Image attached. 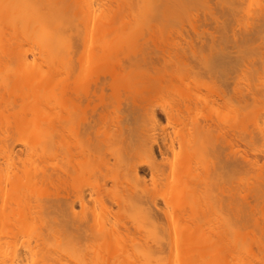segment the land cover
<instances>
[{
	"label": "bare ground",
	"instance_id": "1",
	"mask_svg": "<svg viewBox=\"0 0 264 264\" xmlns=\"http://www.w3.org/2000/svg\"><path fill=\"white\" fill-rule=\"evenodd\" d=\"M56 1L53 0L56 5L59 2V5L56 6L54 4L56 6L55 9L67 3V0H64L65 3L61 0ZM82 1L85 2V6H82L83 9L86 7L91 10L90 8L93 6L96 8L93 5L95 3L91 2L92 0L88 1L89 3L87 0ZM128 1L131 2L130 11L126 6L127 3L129 4ZM128 1H123L125 13L122 10L123 13L120 12V9L123 8L118 5L117 18H122L121 20L123 21L125 19L124 16L127 18L133 14V19L136 16L135 21L137 20V22L134 21L133 23L130 16L127 22L128 25L123 26L124 22L121 20L122 23L116 22V24L118 23L122 29L129 26L128 30L130 29L132 32L129 31V33L133 35L130 34L133 37L131 39L135 40H132L134 41L133 43L128 41L130 38L124 36V39L122 38L123 41L120 40L121 43L117 42L118 45L116 46H112L110 42L108 43L112 47L109 44L105 45L104 42H99L101 45L99 44L96 47L97 43L92 45L90 43L89 45L87 42H79V38H76L79 40L78 44H76L78 46L75 45L74 47L76 48L73 49V42L77 40L72 36V41L70 37L72 32H74L72 30L73 27L76 29V26L72 24L74 26H72L70 31L68 30L71 34L68 32V34H65L64 32L62 33L63 35L60 34L63 32V28H60V30L55 24L56 31H61H58V35L56 34L58 32L53 28L55 18L51 16L55 17L56 14L61 13L59 16L64 18L66 16L65 14H63L65 16H62L64 9L57 13L59 11L57 9L43 10L42 6L40 7L41 10H38L39 12L36 11L33 14L31 13V15L34 16L36 14L37 16L42 12L43 14H39V18H42V20L48 21L49 19L47 18L54 19L53 23L50 21L48 22L49 24L47 23L48 26L44 23L46 31L51 28L49 29L50 32L48 31L49 33H47L48 35L43 34L45 37L50 36L49 39L46 38L47 41L45 39L40 41H45L43 47H48L50 44H58L59 41L61 43L64 40L62 43L66 44L61 45L60 48L64 47L65 49H63L64 51L60 50V52H63L58 55L60 57L58 58L59 60L54 57L57 52H55L56 55L51 53V50H55L54 45L52 46L53 49H51L50 45V49L46 48V52L49 51L45 53L47 55L43 54V57L41 53L43 60L41 58L39 61L42 62L38 61L33 64L26 61L28 57L25 59L27 53L24 55L23 49L25 48L23 46V49H19L22 50V52H19L21 53L20 55L23 54L25 56L23 61H20L23 57L20 55L21 59L18 57L20 60L10 58L8 61L6 57H10L11 52L13 54L14 52H7L9 50L6 47L8 44L1 43L6 45H1L4 48L3 50H7L3 52L4 57L2 56L3 58L0 59L1 76L13 73L18 77L19 82L24 83L35 80L38 73L40 80L35 81L34 83L36 84L34 85L31 84L30 86H33L31 88L30 86L28 88L25 87L28 90L20 93L21 101H28V104L34 103V105L28 106L29 110L12 112V109V113L9 111L6 115L0 105V232L6 228V232L4 231L2 234L3 240L0 239V246L2 245V250L4 246H6L5 249L9 246V250H12L11 252L7 251L9 253V256H7L3 255L8 254L6 250H3L4 253L0 249V264H18L24 261V263H28V260L32 262L35 258L36 260L32 264L37 262V264H68L66 257L69 258V256H66L67 254L65 253L67 249H64L65 251L62 253L65 257L56 253V250L54 251V247H52L54 244L51 242L53 237L55 241H59L55 242L53 240L57 249H60L61 244L59 243L62 242L66 246L68 244L72 246L74 251L76 248L79 257L74 258H76L75 262L78 264H123L126 261L125 259H128L125 264H149L148 262H152V260L149 261L150 259L157 256L160 259L164 258L167 252L171 257L174 255V259L170 257L172 261L166 255L167 262L171 261L173 264L175 262L180 264L178 261L180 260L182 263L184 260L180 258L182 257L181 254H184L181 253L183 250H185L183 251L185 252L184 264H201L200 262L202 261L204 264H208L205 260L207 257V260L211 259L207 262L211 263L213 261L211 263L213 264L214 258L209 257L210 251L208 253V250H205L208 255L204 254L203 256L200 254L198 257L199 253L203 251L202 249L200 252L197 250H200L199 246L201 244L205 245L211 242V234L214 232L213 224L215 221L212 220L211 209L213 208V196L216 189L213 190V188L217 186L218 190L221 191L223 189L220 194L225 196L228 193L226 184L231 182L230 178L237 174L243 175L255 180L254 184L253 181L250 184H253L252 186L258 197L261 196L263 197L262 200H264V139L262 140L264 135L263 132H260L264 131V124L260 125L258 122L260 126L256 123V126L252 127L254 130L251 128L255 133L250 129L244 134L238 129L239 127H237L238 130L234 128L235 131L232 129L233 127L227 130L226 127L224 129V124L222 125L219 122L226 108H229V112L232 111V114L235 112L236 116H240L243 113H255V117H260L264 114V109H253L252 111V108H255L252 103L256 102L257 99L264 100V0ZM82 3L78 2L77 6L80 7ZM41 4L40 2L39 6ZM13 5L11 4V6ZM11 6L9 5L8 8L10 9ZM139 6H147V8L152 6L153 8L149 7L150 10L145 15L141 12L142 9ZM192 7L195 10L197 8L196 11L201 9L202 15L198 12L193 13L194 18L191 16L192 20L190 21L191 18L189 19V26L186 27L185 20H183L184 16L182 18L181 14L187 10L191 12L193 10H191ZM60 8L62 9V7ZM132 8H136V10L134 9L132 12ZM11 9L13 10L12 7ZM70 9L66 10L67 13H63L68 15L70 11L74 10ZM113 9L115 11L117 8ZM138 9L139 12L137 11ZM2 10L4 9L2 8ZM88 10L85 9L83 12L90 15L92 14L91 11L95 9L89 12ZM109 11L108 13L111 14L112 12L114 14L112 10L111 12ZM5 12L4 10L0 13V15L2 14L1 20H3L4 15V18H6L7 13ZM128 12H130V15L127 14ZM97 13L95 14L98 15ZM50 14L52 15L48 16ZM95 14L93 13L92 15ZM105 14L106 12L103 13V16L101 14L102 17L100 19H96L98 22V25H96L97 29L95 28L96 22L94 27L92 26L93 28H91L93 31L94 28L96 29L94 32H98V30H100L99 32L102 30L107 32V26L110 31H117L116 29H118L119 25L117 24L118 27H113L112 25L118 19L114 18L113 23L111 22L112 25L108 24L114 16L116 17V14H111V17H109L110 14L104 16ZM119 14L121 18H119L120 16L118 17ZM142 14L145 20L142 19ZM13 15L11 14V17L8 15L11 21L5 19L9 21L8 24L10 22L13 24L11 19ZM92 15L87 17L88 21L94 18ZM66 17L68 18V16ZM104 17H106L107 26L102 29L103 25L100 24L102 26L99 27V22H103L106 25L105 21L101 20ZM37 20L39 21L38 16ZM129 21L135 24L134 27L131 26L130 28L131 23L129 25ZM24 25L26 26V24ZM36 25L38 26V24ZM42 25L43 23L41 22L40 26ZM138 25H141V27H138ZM6 28H8L7 25ZM77 29L79 28L77 27ZM133 30H135L134 33ZM144 31L154 33L155 38H152L154 42L151 40V45L141 40L145 36ZM1 32L0 35H3ZM51 32L52 35H50ZM38 33H40L39 29ZM38 33H36V36ZM76 33L79 34V32L73 34L76 36ZM135 33H138L137 36ZM108 34L111 33L108 32ZM134 35L136 36L135 38ZM149 35H152V33ZM53 36H56V38ZM51 37L55 38L56 41ZM63 37L64 39H62ZM137 37L141 38H138L140 41H137ZM39 38L43 37L40 36ZM144 38L147 37L145 36ZM160 39H163V42ZM155 40L158 41L156 42ZM29 41L31 42V39ZM40 41L38 43L37 40H33L34 43H37L38 50H40L37 52L38 56H40L39 52L45 48L41 49L42 46L40 45L42 44ZM91 42L93 43V41ZM128 43H130L131 50H129ZM131 43L133 45L135 43L136 45L138 44V50L140 48L141 50H136L137 47L135 45L133 47ZM67 45H70L71 48ZM25 46L27 45L25 44ZM80 46L86 51L85 53L83 51L84 54H80V52L78 54L77 49ZM60 48L57 49L58 52ZM134 48L135 51H133ZM27 50L31 51V49L27 48L26 52ZM15 52L17 53V51ZM29 53L31 54V52ZM49 53L52 54L51 57L48 56ZM130 53H133L134 56ZM88 55L90 57L85 59L84 56L88 57ZM93 58L95 60H92ZM190 58H194L196 60L194 62L199 65L194 63L195 67L189 68L187 64H190V61L186 63L184 59L188 61V59L191 60ZM3 59L7 61H3ZM179 60H182V64L184 60V65L189 70L184 65H181ZM91 61H94V63ZM38 63L39 65H36ZM40 63L45 65L46 68H38ZM13 64L17 69L12 68ZM25 64L27 69H22V65L25 66ZM177 64L181 66V69L182 67L183 69L185 68L184 72L183 70L177 71L179 70ZM87 66L89 67L88 69ZM196 66H199L200 69ZM175 67H178V69ZM19 68L22 70L20 71ZM147 69L152 72H147ZM88 70L92 73L96 71V75L94 73L93 75L88 74ZM240 71L243 76L239 75ZM180 72L181 76H178L177 73L180 75ZM201 74H204L209 81L207 79V81H204V83L206 82L205 85H202L203 81L201 80V86H194L197 78L202 76ZM246 74L248 75L247 77L251 76L252 79L248 78L246 80L248 82L245 81L248 84H245L243 88L249 87V82L251 88H246L247 91L242 89V92L244 90L247 93L243 92V94L240 91L241 87L240 90H236V88L241 86L240 84L237 86L240 76H242L240 81L244 83L247 78ZM129 75L132 76H130L132 78L131 81L134 78V82L128 81L130 80ZM243 77L245 78L244 80ZM126 78L129 79L127 80ZM189 78L192 79L191 82L194 80L192 89L190 84L185 82ZM41 79L43 80L41 81ZM124 80H127V82ZM174 80L179 83L183 81L181 84H184V87L187 85L186 87L189 89L188 92L185 91L186 95L184 94V97L179 96L181 100L177 99V97L173 99L175 97L172 98L171 96L177 92V90L175 92L173 87ZM190 80L187 81L190 82ZM119 82L122 83L120 84ZM128 82L132 83V85H128ZM113 83H116L115 86ZM171 83L173 84L171 85ZM233 84H236L232 88L234 87L233 91L236 92L237 97H243L242 99L244 101L246 99L247 102L240 101L241 98L235 100V97L229 96L224 92L226 87L230 88ZM120 85L128 88H125V91L124 87L121 88ZM1 90L2 86L0 85ZM172 90L174 93H172ZM238 92L240 93L239 96ZM177 94L180 95L181 93L177 92ZM177 94L175 95L178 96ZM164 96H167L166 102L168 103L171 98V100L177 101L175 103L172 101L171 103L174 104L170 103L172 106L167 105L166 102L165 105H162L160 100ZM247 99L252 101L248 103ZM258 102L260 103V101ZM44 103L45 106H43ZM250 106L253 107L251 108ZM204 109L210 112L213 111L211 114L215 115H208V117L204 116L203 113V117L202 115L198 116L200 114H197V111H204ZM205 114L207 115L208 113L205 112ZM213 116L217 117V119L215 120ZM218 117L220 118L218 119ZM30 124L31 126L28 127H31V130H29L31 133H18L20 128L22 130ZM255 128L260 130L259 134H257L258 131ZM5 183L6 185L4 186ZM218 185L221 187L219 188ZM180 187L181 189L182 187L184 188L182 191H185V195L182 198L178 197L179 199L173 198L174 196L170 193ZM36 193H38V196L35 195ZM40 195L41 197L38 198ZM32 196L33 199H38V204L35 206L33 204L36 201L31 200ZM220 200L226 201L227 199L224 197V199ZM32 201L34 203H31ZM225 203H223L224 205L221 203L223 205L221 209L225 212L224 216L228 212L226 211ZM78 208L80 209L78 210ZM16 216L20 219L23 217L28 220V222L26 219L20 220L21 224L19 225H27L25 229L24 227L17 229V227L20 228L17 226L18 224H16V228H13V226L7 227L6 225L3 228V224L12 222L11 224L14 225L13 219L17 218ZM226 217L224 219L227 220ZM232 217L234 218V216ZM9 220L12 221L9 222ZM36 220L38 223L41 222V224L42 221L45 222V225H43V228L45 226V235L42 234L44 231L40 227L41 235L43 236H39L44 237V245L46 243L51 244V246L48 245L52 247L51 251H46L47 248H43L46 246L40 244L43 242L42 240L38 239L40 242L36 240L38 242L35 244L34 239L36 237L33 239L34 245L31 242L32 240L29 241V239L27 242L26 239L21 241L22 238L20 236L24 237L25 233L23 230H28L30 223L33 228L34 224L32 223ZM226 220L225 225L227 224ZM6 221L9 223H6ZM219 223L224 224L223 220L219 221ZM178 227L181 228H179L180 231H178ZM27 230L26 234L28 235ZM219 230L224 231L221 227ZM204 231L206 234L202 236L201 232L203 234L205 233ZM223 233L220 234L219 240H221ZM49 234H51L50 237L52 239H50ZM2 235L0 236L2 237ZM31 235L33 236V234ZM46 235H48L49 241ZM37 238L39 237L37 236ZM213 242L208 244L209 249L214 248ZM57 243L58 245H56ZM112 246L115 248L110 250ZM63 247L65 246L63 245ZM119 248L122 251L117 250ZM167 249L170 251H167ZM177 250L180 251L177 252ZM74 251L72 253H76ZM174 251L179 255L177 257L179 259H175L177 255ZM188 251L192 254L187 253ZM118 252L120 253L118 254ZM188 254L191 257L186 259ZM105 255H107V258H105ZM118 255L121 256L119 257ZM71 256L73 257V255ZM28 257L27 262L25 258ZM224 259L226 260L219 264H231L232 258L231 260L229 259L230 262H227V258L224 257ZM164 260L161 259L159 263L168 264L163 262ZM235 260L239 262L237 258ZM248 262L250 261L248 260ZM242 264L250 263L242 262Z\"/></svg>",
	"mask_w": 264,
	"mask_h": 264
},
{
	"label": "rangeland",
	"instance_id": "2",
	"mask_svg": "<svg viewBox=\"0 0 264 264\" xmlns=\"http://www.w3.org/2000/svg\"><path fill=\"white\" fill-rule=\"evenodd\" d=\"M1 2H0V4H2V5H0V13L2 12V11H6L5 13H7V16L9 15H13L12 16V22H13V24H11V22L8 24V22L9 21H11L10 20V17L8 16H6V18H4L5 17V15H4V17H3V20H1L2 18V14L0 15V23H2V24H0L1 26V29H0V32H1V34L3 33V35H0V46L2 45V46H4L5 44H8L6 47H7V49H9L8 51L7 50H3L4 48H2V46H1V48H0V59H2L3 57H4V54H3V52H11V51H13L14 52V54L16 53L15 51H17V53L14 55L12 52H11V54H10V57H6L7 59H8V61H9V59L10 58H12V59H14L15 58V60H20L21 59V57L20 56H23L22 57V60H20V61H23V59H24V57H25V59H26V61H29V62H32L33 64H35V63H37L39 60H41V58H42V56H43V54L44 55H47V54H45V53H47V52H49V51H47L46 52V48H48V49H50L49 47H50V45H51V49H53V45H54V49L56 50H51V53L53 54H55V52H57V55L56 56H58V55H61V52H63L64 50L63 49H65L64 47L63 48H60L61 47V45H65V44H63L62 42L64 41V40H62V44L60 43V41L58 42V44H54L53 42V45L52 44H50L48 47L47 46H44L43 47V44H44V42L45 41H40V40H43V39H45L46 40V38H48L49 39V37L50 36H47V37H45V36H43V34H46V35H48L47 33H49L50 32V30L49 29H51V28H47L48 29V31H46V27H45V25H44V23H48L49 21L50 22H52L53 23V20L51 19V18H47V19H49L48 21H46L45 19H43L42 20V18H39V14L41 13V14H43L42 12H40L37 16H38V19H39V21L37 20V16H36V14H34V16L33 15H31V13L33 14L34 12H36V11H38V10H41V6H42V9L44 10V9H53V10H59L57 13H59L61 10H63L62 11V16H68V18L65 16L64 18L63 17H60L59 15H61V13L60 14H56V13H54V14H56L55 15V17L52 15V14H50V15H48V16H51V17H53V18H55V22H54V29L56 28V26L60 29H62V31L63 32H61L60 30H58V31H60L61 33L60 34H62V33H64L65 32V34L68 32V30L70 31L71 29H72V26H76V29H74V27H73V31L74 32H72V34L73 33H75V32H79V34L78 33H76V36L73 34H71L70 32H68L69 34H71V37H70V39L72 38V36L74 37V39L75 40H77L78 38H79V40H77L76 42H73V49H75L76 47H74L76 44H78V41L79 42H87V43H89V45H90V43H91V45L92 44H95V43H97V45H96V47L97 46H99V44L101 45V43H103L104 42V44L105 45H107V44H109L108 42H110L111 44H112V46H116V45H118V43H121V41H123L122 40V38L124 39V36H127L126 38H130V39H128V41H132V40H134V39H131V38H133L132 36V32H131V30L129 29L128 30V27L129 26H127L126 28H127V31H126V28L125 27H123V28H125V29H122V27L120 28V23H122V22H124L123 23V26L125 25H128L127 24V22H128V18L131 16L129 13L130 12H128L127 14L128 15H130L129 17H127L126 18V16H124L125 17V19L122 21L121 19V13L118 15V17L119 18H121V19H118L117 18V14H118V12H116L117 10H119V6H121V8H123L124 7V0H105V1H103V0H87V2L88 1H91V2H93V3H95V4H93V3H91V4H93V5H95L96 6V8L93 6L92 7V5H90L93 9H95V10H93L92 8H90L91 10H93V11H91V10H88L86 7H85V9L86 10H88V12L89 11H91L92 12V14L94 13H97L98 15H92V14H90V15H88V14H86V12H83V11H85V9H83L82 8V6L84 5L85 6V2H83L82 0H67L66 2L67 3H65V1L64 0H61V1H63L65 4H64V6H62V5H60V7H62V9L60 8V7H57L56 9H55V7L56 6H58L59 5V2H58V5H56L54 2H53V0H40V2L42 3L40 6H39V4H40V2L38 3V1L39 0H15V2H13L14 0H10V4H9V0H0ZM3 1V2H2ZM17 1H20L21 2V4H20V2H17ZM32 1H34V2H32ZM56 1V0H55ZM58 1V0H57ZM56 1V2H57ZM60 1V0H59ZM84 1H86V0H84ZM113 1V2H112ZM128 0H126V2H127ZM131 1V0H130ZM13 2V3H12ZM26 2V3H25ZM69 2V3H68ZM78 2H83L82 3V5H80V7H78L77 6V4H78ZM104 2H105V4H104ZM125 2V3H126ZM129 2V1H128ZM5 3H7V4H5ZM46 3H48V4H46ZM89 3V2H88ZM87 3V4H88ZM101 3V4H100ZM121 3H122V5H121ZM130 3L131 2H129V4L127 3L126 4V6H127V8H128V10H129V6H130ZM5 4V5H4ZM11 4H14L13 6H11ZM18 4H19V6H18ZM25 4H26V6H25ZM51 4V5H50ZM53 4V5H52ZM54 4L56 5V6H54ZM61 4V3H60ZM68 4H71V5H69L68 6ZM109 4V5H108ZM11 6L12 8H13V10L11 9V7H10V9L8 8V6ZM17 5V6H16ZM23 5V6H22ZM100 5V6H99ZM119 5V6H118ZM5 6H7V7H5ZM39 6V7H38ZM44 6V7H43ZM71 6V7H70ZM89 6V7H90ZM108 7V9H107V7ZM15 7V8H14ZM20 7V8H19ZM24 7V8H23ZM29 7V8H28ZM50 7V8H49ZM51 7H53V8H51ZM64 7V8H63ZM72 8V10L73 11H70L69 12V14L67 15L66 13H67V11L66 10H68V9H70V8ZM137 7V6H136ZM145 7V8H144ZM149 7H152V6H148V8H147V6H139V8H141L142 10H141V12L143 13V14H145L146 12L148 13V11L150 10V8ZM2 8L4 9V10H2ZM26 8V9H25ZM31 8H33V9H31ZM40 8V9H39ZM76 8V9H75ZM101 8V9H100ZM103 8V9H102ZM105 8V9H104ZM113 8H117L115 11H114V9ZM126 8V7H125ZM153 8V7H152ZM190 8V7H189ZM16 9H18V10H16ZM20 9V10H19ZM29 9H30V11H29ZM135 10H136V8H134ZM134 9L132 8V12L134 11ZM193 9V10H192ZM22 10V11H21ZM28 10V11H27ZM32 10V11H31ZM47 10V11H48ZM71 10V9H70ZM105 10V11H104ZM110 10V11H109ZM111 10L113 11V13L114 14H116V17L114 16H112L113 17V19H111V21H110V19H109V21L110 22H108V24L110 23L111 24V22L113 23V20H114V18H116V19H118V21L116 20V21H114L115 22V24H111L113 27L114 26H117V24L119 25V27H118V29H116L117 31H114V30H112V31H110L109 30V28H107L108 26H107V23H106V17H104V19H101L102 21H105L104 23H106V25L105 24H103V22H99V27H101L102 25H103V27H102V29L104 28V27H106V29H108L107 30V32L105 31V30H102L101 32H99L100 30H98V32L96 31V32H94L96 29H97V26L96 25H98V22L96 21V19H100L102 16H103V13L104 12H106V14H110V13H108V11L109 12H111ZM124 12L125 11V9L123 8V9H120V12H122V11ZM131 10V9H130ZM129 10V11H130ZM187 10V9H186ZM191 12L189 11V10H187V11H184V15L183 14H181V16H182V18H183V16H184V18H183V20H185V25H186V27H188L189 26V19L191 18V16H192V18H194V14L195 13H199V14H201L202 15V12H201V9L200 10H198V11H196L197 10V8H196V10L192 7L191 8ZM13 11V12H12ZM26 11H27V13H26ZM138 12H139V9L137 10ZM16 12V13H15ZM21 12V13H20ZM39 12V11H38ZM49 12V11H48ZM63 12H66V13H63ZM79 14H78V13ZM82 12V13H81ZM116 12V13H115ZM122 12V13H123ZM126 12V11H125ZM124 12V13H125ZM137 12V13H138ZM11 13V14H10ZM45 13V12H44ZM192 13V14H191ZM194 13V14H193ZM22 14V15H21ZM40 14V15H41ZM63 14H65V15H63ZM75 14V15H74ZM101 14H102V16H101ZM106 14L104 15V16H106ZM111 14H112V12H111ZM111 14L109 15V17H111ZM114 14H112V15H114ZM140 14V13H139ZM143 14H142V16H143ZM24 15V16H23ZM27 15V16H26ZM32 17H31V16ZM46 15V14H45ZM93 16L92 18V20H90V21H88V19H87V17L88 16ZM100 15V16H99ZM126 15V14H125ZM136 15V14H135ZM134 15V16H135ZM146 15V14H145ZM186 15L188 16L187 18H186ZM14 16H15V18H14ZM19 16V17H18ZM20 16H22V17H20ZM123 16V15H122ZM71 17V18H70ZM97 17V18H96ZM108 17V18H109ZM131 18H132V21H133V23H134V21H135V19H136V16H135V18L133 19V14H132V16H131ZM192 18L190 19V21L192 20ZM9 20V21H6V20ZM14 19H15V23H14ZM25 19V20H24ZM86 19V20H85ZM140 19V18H139ZM142 19H144L145 20V18H144V16H143V18ZM6 22H5V21ZM18 20V22L16 23V21ZM21 20V21H20ZM42 20V21H41ZM76 20V21H75ZM100 20V21H101ZM122 22H121V21ZM141 20V19H140ZM26 21V22H25ZM65 21V22H64ZM82 21V22H81ZM108 21V20H107ZM143 21V20H142ZM141 21V22H142ZM4 22V23H3ZM20 22H22L21 24H20ZM36 22V23H35ZM41 22L43 23V25L42 26H40V24H41ZM64 22V23H63ZM70 22V23H69ZM92 22H93V24H92ZM97 24H96V23ZM116 22H118L117 24H116ZM135 22H137V20L135 21ZM141 22H140V24H141ZM6 23V24H5ZM40 23V24H39ZM94 23H95V28H94V31H93V29H91V28H93L94 27ZM130 21H129V25H130ZM133 23H131V25H130V28H131V26H133L134 27V25L135 24H133ZM139 23V22H138ZM23 24V25H22ZM24 24H26V26L24 25ZM34 24V25H33ZM36 24H38V26L36 25ZM49 24V23H48ZM48 24H47V26H48ZM55 24H56V26H55ZM65 24V25H64ZM70 24V25H69ZM72 24H74V25H72ZM92 24V25H91ZM100 24H102V25H100ZM133 24V25H132ZM5 27H4V26ZM6 25L8 26V28H6ZM11 27H10V26ZM52 25V24H51ZM60 25H61V27H60ZM27 26H28V28H27ZM33 26V27H32ZM36 26V27H35ZM93 26V27H92ZM122 26V25H121ZM41 28V31H40V28ZM77 27L79 28V29H77ZM109 27L110 28H112L110 25H109ZM116 27V28H117ZM138 27H141V25H138ZM137 27V28H138ZM137 28H136V30H137ZM31 30V31H29V30ZM38 29H39V32L40 33H38ZM43 29V30H42ZM189 29V28H188ZM77 30V31H76ZM91 30V31H90ZM53 31V30H52ZM55 31H56V29H55ZM58 31H56V32H58ZM105 33H104V32ZM129 31L131 32V33H129ZM134 31L135 30H133V33H134ZM14 32V33H13ZM43 32V33H42ZM44 32H46V33H44ZM108 32L109 33H111V34H108ZM120 32H122V33H120ZM137 32V31H136ZM145 32V33H144ZM143 33L145 34V36L147 37V38H144L145 36H143V38L141 39L140 37H137V39L139 38V39H141L142 41H145V43L146 42H148V43H150V45H151V43H152V41L151 40H153L154 38H155V36H154V33L153 32H151L152 33V35H149V34H151V33H149L148 31H144ZM5 33V34H4ZM20 33V34H19ZM36 33H38L37 34V36H36ZM67 33V34H68ZM95 33V34H94ZM100 33V34H99ZM116 33V34H115ZM149 33V34H148ZM11 34H13V35H11ZM55 34V33H54ZM57 35L59 34V32L58 33H56ZM90 34V35H89ZM113 34V35H112ZM129 34V35H128ZM132 36H131V35ZM136 34V33H135ZM138 34V33H137ZM137 34H136V36H137ZM156 34H157V32H156ZM50 35H52V32H51V34ZM63 35V34H62ZM62 35H59V36H62ZM121 35V36H120ZM149 35V36H148ZM5 36V37H4ZM43 37V38H39V37ZM87 36V37H86ZM89 36V37H88ZM131 36V37H130ZM135 35H134V38L136 37ZM158 36V35H157ZM7 37V38H6ZM39 39H38V38ZM53 37H55L56 38V36H53ZM53 37H51L52 39H55V38H53ZM65 37V36H64ZM64 37L62 38V39H64ZM69 37V36H68ZM90 37H91V40H90ZM149 37H151V38H149ZM35 38V39H34ZM58 38H60V37H58ZM57 38V39H58ZM77 38V39H76ZM125 38V39H126ZM153 38V39H152ZM157 38V37H156ZM163 38V37H162ZM31 39V42L29 41ZM35 41V40H37L38 41V43H39V41L41 42V44L42 45H40V46H42L41 47V49L42 48H44V49H42L41 50V52H39L40 53V56H41V53H42V56L40 57V56H38V51H40V50H38V48H37V46H36V44L37 43H34L33 42V40ZM51 39V40H52ZM66 39V38H65ZM68 39V38H67ZM73 39V38H72ZM71 39V40H72ZM82 39H84V40H82ZM93 39V40H92ZM137 40V41H140V40ZM144 39V40H143ZM9 40H11V41H9ZM19 42H17V41ZM51 40H48V41H51ZM61 40V39H60ZM74 40V41H75ZM121 40V41H120ZM161 40V39H160ZM159 40V41H160ZM163 40V39H162ZM161 40V41H162ZM10 43H9V42ZM26 41V42H25ZM47 41V40H46ZM53 41V40H52ZM55 41H56V39H55ZM67 41H69V40H67ZM73 41V40H72ZM91 41H93V43L91 42ZM135 41V40H134ZM134 41H132V43L134 42ZM141 41V42H142ZM150 41V42H149ZM156 42L158 41V40H155ZM160 41V42H161ZM7 42V43H6ZM71 42V41H70ZM99 42H101V43H99ZM106 42V43H105ZM113 42H115V43H117V44H113ZM153 42H154V40H153ZM163 42V41H162ZM1 43H5L4 45L3 44H1ZM16 43V44H15ZM19 45H18V44ZM21 43H23V44H21ZM34 43V44H33ZM56 43V42H55ZM75 43V44H74ZM131 43V45L134 47V45L137 47L136 48V50H138L139 49V43L138 42H136V43H138L137 45H136V43L133 45ZM147 43V44H148ZM25 44L27 45V46H25ZM33 44V45H32ZM67 44H69V43H67ZM111 44H109L110 46H111ZM141 44H143V43H141ZM156 44H158V43H156ZM161 44V43H160ZM12 45V46H11ZM45 45V44H44ZM47 45V44H46ZM71 45H72V43H71ZM80 45V44H79ZM88 45V46H89ZM103 45V44H102ZM108 45V46H109ZM120 45V44H119ZM12 48H11V47ZM16 46V47H15ZM20 46V47H19ZM25 48V49H23V47ZM31 46V47H30ZM39 46V47H40ZM58 46V47H57ZM68 46V45H67ZM70 46V45H69ZM68 46V47H69ZM76 46H78V45H76ZM94 47H95V45H93ZM111 46V47H112ZM128 46L130 47V43H128ZM127 46V47H128ZM157 46H159V45H157ZM6 47H5V49H6ZM95 47V48H96ZM127 47H126V50H127ZM128 47V48H129ZM141 47V46H140ZM11 48V49H10ZM15 48V49H14ZM23 49L24 50V55H25V53H27L25 56L22 54V55H20L21 53H19L20 51L22 52V50H19V49ZM31 49V51L30 50H27V52H26V49ZM32 48H34V49H32ZM58 48H60L59 49V52L57 51V49ZM70 48H71V46H70ZM79 49H80V51H79ZM79 49H77V52H78V54H79V52H80V54H84L86 51H84V49L83 48H81V46L79 47ZM81 49H83V50H81ZM15 50V51H14ZM60 50H63V51H61L60 52ZM68 50V49H67ZM129 50H131V47H130V49ZM140 50H141V48H140ZM140 50H138V51H140ZM31 52V54L29 53V52ZM54 51V52H53ZM66 51V50H65ZM83 51H84V53H83ZM88 51V50H87ZM128 51V50H127ZM126 51V52H127ZM133 51H135V48H134V50ZM137 51V52H138ZM33 52V53H32ZM97 52V51H96ZM2 53V54H1ZM29 53V54H28ZM35 53V54H34ZM51 53H49V57H51ZM88 53V52H87ZM129 53V52H128ZM136 53V52H135ZM139 53V52H138ZM90 54H91V52H90ZM130 54H132V56H134L133 55V53H130ZM8 55V54H7ZM20 55V56H19ZM28 55V56H27ZM126 55H127V53H126ZM3 56V57H2ZM33 56V57H32ZM56 56H54L56 59H58V58H60L59 56L58 57H56ZM128 56V55H127ZM130 56V55H129ZM18 57H20V59H18ZM44 57V56H43ZM53 57V58H54ZM85 57V59H88L89 57H90V55H88V57L87 56H84ZM129 58V57H128ZM11 59V60H12ZM35 59H36V62H35ZM191 60L192 59H194V58H190ZM4 60H6V59H3V61ZM15 60H14V62H15ZM42 60H43V58H42ZM59 60V59H58ZM90 60V59H89ZM92 60H95L94 58L92 59ZM184 60H186V63L187 62H189L190 64H187V66H189V68H192L195 64H197V65H199L198 63H195L194 61H196L195 59L191 62V60H189L188 59V61H187V59H184ZM184 60H183V64H182V60H179V61H181V65H184ZM2 61V60H1ZM7 61V60H6ZM34 61V62H33ZM176 61V60H175ZM178 61V62H179ZM17 62V61H16ZM39 62H42V61H39ZM86 62H89V61H86ZM92 62V61H91ZM177 62V61H176ZM176 62L174 63V66H175V64H176ZM92 63H94V61L92 62ZM195 63V64H194ZM27 65H28V63H26ZM26 64H25V66L24 65H22L23 67H22V69H27V66H26ZM42 63H40V66H38V68H40V67H43V69H44V67L46 68V66L45 65H41ZM89 64V63H88ZM179 64V63H178ZM177 64V65H178ZM29 65H32V64H29ZM36 65H39V63L38 64H36ZM92 65H94V64H92ZM173 66V67H174ZM179 66V65H178ZM186 66V67H187ZM89 67H90V64H89ZM88 66H87V69L89 68ZM181 66H179V70H177L178 69V67H175V68H177V69H175V68H173V69H175V70H177L178 72L181 70H183V72H184V69L186 68L185 67V65H184V69H183V67H182V69L180 68ZM195 67V66H194ZM196 67H199V66H196ZM12 68H16V67H14V64H13V67ZM94 68V67H93ZM160 68V67H159ZM17 69V68H16ZM20 69V68H19ZM22 69H20V71L22 70ZM41 69V68H40ZM60 69H61V67H60ZM59 69V70H60ZM86 69V70H87ZM96 69H97V66H96ZM161 69V68H160ZM187 69H188V67H187ZM199 69H200V67H199ZM57 70V69H56ZM58 70V71H59ZM90 70V69H89ZM89 70L87 71L88 72V74H92L93 75V73L95 74L96 73V71H93V73L92 72H89ZM92 70V69H91ZM189 70V69H188ZM45 71V70H44ZM57 71V72H58ZM98 71H99V69H98ZM137 71V70H136ZM144 71H145V68H144ZM147 72L149 71L148 69L146 70ZM176 71V72H177ZM186 71V70H185ZM46 73H47V71H45ZM48 72H49V70H48ZM134 72V71H133ZM139 72V71H138ZM150 72V71H149ZM152 72V71H151ZM150 72V73H151ZM37 73V72H36ZM56 73V72H55ZM60 73V72H59ZM187 73H188V75H189V72L187 71ZM186 73V74H187ZM240 73H242L241 71L239 72V75H242L243 76V73L242 74H240ZM40 74H42V73H40ZM49 74V73H48ZM97 74H98V72H97ZM178 74V76H181V72H180V75H179V73H177ZM58 75H60V74H58ZM96 75V74H95ZM132 75V74H131ZM131 75H129L128 77L130 78V76ZM134 75H135V72H134ZM184 75V74H183ZM182 75V76H183ZM202 75V74H201ZM245 75V74H244ZM47 76V75H46ZM184 76H186V75H184ZM204 74L202 75V76H200V77H198L199 78V80H198V78H197V81H199V83H197V81H195L196 82V84H194V86L196 85L197 87H198V85H200V82H202L203 81V83H202V85H205V83H204V81H207V79L208 78H206V76H205V78H204ZM242 76H240V80L242 79L241 77ZM248 75L246 74V77H247ZM250 76V75H249ZM43 77H44V75H43ZM92 77V76H91ZM132 77V76H131ZM136 77V76H135ZM245 77V76H244ZM243 77V80L246 78H244ZM129 78H126L127 80L129 79ZM248 78L249 79H252L251 78V76L250 77H247L245 80H244V83H243V81H240L239 80V83H237V86L240 84L241 86H238V88H236V90H240V87H241V92H242V89H249V87H250V82H249V87H246V88H243V87H245V84H248V83H246V82H248V81H246V80H248ZM131 79L132 78H130V80H128V81H130V82H134L135 80H134V78H133V81H131ZM136 79V78H135ZM191 78H189V79H187L188 81L190 80ZM195 79V78H194ZM206 79V80H205ZM38 80H40V77L38 76V73H37V77H36V79L34 80H32V81H28V82H19V79H18V77L15 75V74H13V73H11V74H9V75H4V76H1L0 75V85L2 86V90L0 91V94H1V97H0V100H1V107H2V109H3V111L6 113V115H7V113L10 111V113H12V112H14V111H25V110H29V105H34V103H32V101H31V103L32 104H28V101H21L22 100V98H20L19 96H20V93H23V92H25V90H28V89H26L25 87H29L31 84H36V83H34L35 81L37 82ZM43 79H41V81H42ZM127 80L125 81V82H127ZM185 81V82H187V84H190V87H191V89H192V86H193V83H194V80H193V82H191L192 81V79L190 80V82H188V81ZM196 80V79H195ZM202 80V81H201ZM40 81V82H41ZM123 81V80H122ZM175 81V80H174ZM208 81H209V79H208ZM246 81V82H245ZM39 82V83H40ZM125 82H124V85H125ZM181 82H183V81H181ZM181 82L179 83V82H173V83H171V85L173 84V87L175 88H173L174 90H175V92H176V90H177V92H180L181 94L180 95H178L177 94V92L176 93H174V91L172 92V93H174L173 95H171L172 96V98L173 97H175V98H173V99H176V97H177V99H180L181 100V98L179 97V96H183L186 92H188V90L189 89H187V85L184 87V84H181ZM242 82V83H241ZM120 84L122 83V82H119ZM129 83V82H128ZM176 83V84H175ZM252 83H254V82H252ZM116 84V83H115ZM115 84L113 83V85L115 86ZM132 85V83H129L128 85ZM208 84H209V82H208ZM182 85V86H181ZM118 86H119V84H118ZM121 86V85H120ZM189 86V85H188ZM201 86V85H200ZM232 86H236V84H233V85H231L230 86V88L229 87H224L225 88V90L226 91H224V92H226V94H228L229 96L230 95H232V97H235L236 99L235 100H237V99H240L241 98V100L240 101H244L242 98L243 97H240L239 96V92H238V96L239 97H237V94H236V92H234L233 90V88H232ZM31 87H33V86H30V88ZM124 87V86H123ZM122 86H121V88H123ZM184 87V88H183ZM58 88V87H57ZM120 88V87H119ZM120 88V89H121ZM125 88L126 87H124V90H125ZM128 88V87H127ZM126 88V89H127ZM172 88V87H171ZM186 88V89H185ZM251 88V87H250ZM247 89H246V91H247ZM182 90V91H181ZM232 90V91H231ZM123 91V90H122ZM126 91V90H125ZM186 91V92H185ZM245 91V92H246ZM27 92V91H26ZM243 92H244V90H243ZM242 92V93H243ZM244 92V93H245ZM243 93V94H244ZM168 94H170V93H168ZM175 94H177L178 96H176ZM243 94H241L242 96H243ZM245 94H247V93H245ZM165 95V94H164ZM186 95V94H185ZM235 95V96H234ZM170 96V97H171ZM20 99H19V98ZM165 97V98H164ZM163 98H161V100H160V103L163 105H165V102L167 101V99H166V97L167 96H164ZM184 97V96H183ZM171 98V99H172ZM247 98V97H246ZM257 98V97H256ZM170 99V98H169ZM168 100L169 101V103L168 102H166V104L167 105H170V103L173 101V100ZM232 99V98H231ZM245 99V98H244ZM249 99V98H248ZM247 99V100H248ZM234 100V101H235ZM175 101H177V100H175ZM175 101H173L174 103H175ZM250 101H252L251 99H250ZM249 100H248V103L250 102ZM258 101H260V103L258 102ZM30 102V101H29ZM244 102H247L246 101V99H245V101ZM257 102V103H256ZM256 102H254V103H252L254 106H255V108L253 107V106H250L251 108H252V111H253V109H264L263 107H264V100H259V99H257L256 100ZM43 103V102H42ZM256 103V104H255ZM159 104V103H158ZM171 104H173V103H171ZM251 104V103H250ZM36 105V104H35ZM161 105V106H162ZM174 105V104H173ZM43 106H45V103H44V105ZM170 106H172V105H170ZM257 106V107H256ZM31 108V107H30ZM12 109H13V111H12ZM228 110V111H227ZM229 108L227 109H225L224 110V115L220 118V117H218V119L220 120H218L219 122H221L222 123V125L224 124V129H225V127H226V129L227 130H229L230 129V127H233L232 129L234 130V128H235V130H240L241 132H245V133H247L252 127H255L256 125V123L258 124V122L260 123V125L261 124H264V114H262L260 117H255L254 115H255V113H243V114H241L240 116H236L235 115V112H234V114H232L233 112L232 111H230L229 112ZM12 111V112H11ZM226 111H227V113H226ZM198 113L197 114H200V115H198V116H201L203 113H204V116H208V115H215V114H211V112H213V111H207L206 109H204V111L203 110H198L197 111ZM199 112H202V113H199ZM205 112L206 113H208L207 115L205 114ZM210 112V113H209ZM250 112V111H249ZM238 115V114H237ZM216 116H218V115H216ZM263 116V117H262ZM202 117H203V115H202ZM209 117V116H208ZM213 118L216 120L217 119V117H215V116H213ZM257 119V120H256ZM252 123H253V125H252ZM40 125H42V124H40ZM240 125V126H239ZM255 125V126H254ZM259 125V124H258ZM259 125V126H260ZM28 126H31V124L30 125H27L24 129H22L21 130V128H20V132L18 131V133H20V134H22V133H27V132H29V130H31V127H28ZM23 127V126H22ZM41 127V126H40ZM237 127H239L238 129H237ZM43 128H44V125H43ZM43 128H42V130H43ZM231 129V130H232ZM253 129V128H252ZM252 129H251V131H252ZM257 129V134H259V131L260 130H258V128H255V130ZM33 130V129H32ZM230 130V131H231ZM232 130V131H233ZM234 130V131H235ZM254 130V129H253ZM264 130V129H263ZM231 131V132H232ZM247 131V132H246ZM40 132H41V129H40ZM252 132H254V131H252ZM260 132H263V135H264V131H260ZM29 133H31V132H29ZM43 133V132H42ZM244 133V134H245ZM255 133V132H254ZM40 134V133H39ZM228 134H230V133H228ZM242 134V133H241ZM30 135V134H29ZM262 134H261V136H263ZM260 136V135H259ZM264 137V136H263ZM262 137V140L264 139ZM1 145V144H0ZM241 176V177H240ZM233 177V176H232ZM231 177V178H232ZM230 178V180H231V182H229V183H227L226 184V186H227V188H226V191H228V193L227 192H225V193H227V195H225V193H224V195L225 196H223L222 194H220V193H222L221 191L223 190V189H221V191L220 190H218L217 188V186H215L214 188H213V190L214 189H216L215 190V193H214V200H213V208L211 209V217H213V219L212 220H214L215 222H214V226H213V228H214V232H213V234H214V236H213V234H211V242H213L215 239V241L213 242V246H214V248H211V249H209L208 247H209V243H211V242H208L207 244H201V246H203L202 248H201V246H199V248H200V250L199 249H197L199 252L201 251V249H202V253L200 252L199 253V255H198V257L200 256V254H202L203 256H204V254H207V250H208V253H209V251H210V255H209V257L210 258H214L213 260H214V263L213 264H219V263H221V262H223V260H226V259H224V257L225 258H227V262H230V260H231V258H232V261H231V264H242V262H245V263H250V264H264V200H262L263 199V197H261V196H259L258 197V194H256V192H255V189H254V187L252 186L253 184H254V182H255V180H253V179H250L249 177H246V176H243V175H236V176H234L232 179ZM244 179V180H243ZM250 179V180H249ZM6 180V179H5ZM10 180V179H9ZM12 180V179H11ZM14 180V179H13ZM235 181V182H234ZM239 181H241V182H239ZM252 181H253V184H250V183H252ZM6 183H7V180L5 181ZM12 182V181H11ZM14 182V181H13ZM249 182V183H248ZM6 183L4 184V186L6 185ZM248 185V186H247ZM8 186H9V183H8ZM10 186H11V184H10ZM219 186V185H218ZM232 186V187H231ZM217 187V188H216ZM221 186H219V188H220ZM248 188V189H247ZM250 188V189H249ZM48 189V188H47ZM231 189H233V190H231ZM182 190H184V188L182 187V189H181V187L180 188H176V190H174V192L173 193H170V194H172L173 196V198H175V199H177L178 197L179 198H182L184 195H185V191L183 192ZM225 190V189H224ZM44 191V190H43ZM48 191V190H47ZM217 192V193H216ZM240 192H242V193H240ZM250 193V194H249ZM38 193H36L35 195H37ZM42 194V193H41ZM242 194V195H241ZM255 194V195H254ZM38 196V195H37ZM36 196V197H37ZM221 196H223L222 198L224 199V197L227 199L226 201H221L220 199H222L221 198ZM227 196V197H226ZM240 196V197H239ZM35 197V196H34ZM41 197V195L38 197V198H40ZM48 197V196H47ZM238 197V198H237ZM251 197V198H250ZM43 198H45L46 199V197H44L43 196ZM42 198V199H43ZM178 198V199H179ZM245 198V199H244ZM257 198V199H256ZM33 199V196L31 197V200ZM42 199H40L41 201H42ZM45 199H43V200H45ZM244 199V200H243ZM256 199V200H255ZM34 201H36V203H34L33 201L31 202V203H34L33 204V206H35V205H37L38 203H37V200L38 199H33ZM39 200V201H40ZM259 200H262V201H259ZM216 201V202H215ZM224 202H226L225 204H226V211H228V212H226L227 213V215L225 214V216H227L226 218H227V220L226 219H224V213L225 212H223L224 210H222L221 208H223V203ZM223 205H222V204ZM228 204V205H227ZM222 205V206H221ZM241 205V206H240ZM247 205V206H246ZM251 206V207H250ZM78 207V206H77ZM220 207V208H219ZM252 207H255V208H252ZM80 208H78V210H79ZM225 209V208H224ZM247 210V211H246ZM253 210V211H252ZM260 210V211H259ZM230 211V212H229ZM242 211V212H241ZM230 213V214H229ZM233 213V214H232ZM223 214V215H222ZM239 214V215H238ZM234 216V218L232 217V216ZM246 215V216H245ZM257 215V216H256ZM221 216H223V217H221ZM230 216V217H229ZM242 216V217H241ZM248 216V217H247ZM261 216V217H260ZM17 217V216H16ZM246 217V218H245ZM216 218V219H215ZM221 218V219H220ZM223 218V219H222ZM238 218H240V219H238ZM19 219V220H18ZM26 218H23L22 217V219H20V218H15V219H13V223H14V225L13 224H3L4 226H3V228L4 227H11V226H13V228L16 226V224H18L17 226H19L20 228H18L17 227V229H21V228H23L24 227V229L27 227V225L25 224V225H19V224H21L20 223V220H25ZM32 219V218H31ZM252 219V220H251ZM256 219H257V221H256ZM27 220V219H26ZM30 220V219H29ZM32 220H35V219H32ZM223 220V223L224 224H221V223H219V221L221 222ZM225 220L227 221V224L226 225H228L227 227H225L226 225H225ZM250 220V221H249ZM255 220V221H254ZM261 220V221H260ZM10 221H12V220H9V222ZM41 221V220H40ZM39 221V222H40ZM216 221H218L217 223H216ZM243 221V222H242ZM9 222H7L6 221V223H9ZM27 222H28V220H27ZM246 222H249V223H246ZM259 222V223H258ZM5 223V222H4ZM45 222L44 221H42V224H41V222L40 223H38V221L36 220L35 222H33L32 224H34V226H33V228L31 227L32 225H31V223H30V225H29V227H28V230H27V232H28V235L26 234V230H23V232L25 231V233H24V237H26V238H24L23 236H20L21 238V241L23 240V239H26V242H27V240L29 239V241L30 240H32L31 242H32V244L34 245V241H33V239H34V237H36V239H34L35 240V244H36V242H38L39 240L41 241H43L44 240V237H40L39 235H41V231H40V227H41V229H42V231H44L42 234L43 235H45L44 233H45V226H44V228H43V225H45L44 224ZM254 223V224H253ZM239 224V225H238ZM259 225V226H257V225ZM6 225V226H5ZM243 225V226H242ZM253 225V226H252ZM218 226V227H217ZM48 227V226H47ZM181 227V226H180ZM180 227H178V229L180 228ZM220 227H221V229L222 230H224V231H220L219 229H220ZM2 228V229H3ZM16 228V227H15ZM259 228V229H258ZM12 229V228H11ZM181 229V228H180ZM180 229L178 230V231H180ZM242 229V230H241ZM1 230V229H0ZM16 230V229H15ZM204 230H206V229H204ZM216 230V231H215ZM4 231L6 232V228H4L1 232H0V235H2L3 233H4ZM10 231H12V230H10ZM48 231V230H47ZM47 231H46V233H47ZM8 232H9V230H8ZM32 232V233H31ZM39 232H40V234H39ZM172 232H173V230H172ZM175 232V231H174ZM203 232V231H202ZM202 232H201V235L203 236L204 234H206V232L205 233H203L202 234ZM219 232H221V233H219ZM222 232H224L223 233V236L221 237V240H219L220 238H219V236H220V234H222ZM49 233V232H48ZM254 233V234H253ZM23 234V233H22ZM31 234H33V236L31 235ZM228 234V235H227ZM242 234V235H241ZM10 235V234H9ZM26 235V236H25ZM43 235H41V236H43ZM50 235L51 234H49V237H50ZM255 235H256V237H255ZM5 237H6V239H8L7 238V236H8V234H7V236L6 235H4ZM37 236L39 237V238H37ZM47 236V240L49 241V239H48V235H46ZM1 237V236H0ZM4 237V238H5ZM8 237H10V236H8ZM3 238V235H2V237L0 238V239H2ZM40 238H42V239H40ZM39 239V240H38ZM46 239V238H45ZM50 239H52V237H50ZM218 239V240H217ZM239 239V240H238ZM3 240V239H2ZM36 240H38V241H36ZM46 240V242H48ZM54 240V237H53V239H52V243L54 244H52L53 246L52 247H54L53 249H54V251L56 252V253H58V254H61L62 256H64L62 253H64V251L67 249V251L65 252L67 255L66 256H69V258H70V256L71 255H73V257L71 256V258L69 259L68 257H66V262H69L68 264H70V262H71V264H75L76 262V258L77 257H79V255H78V252H77V250H76V248H75V251H74V248L72 247V246H70L69 244H68V246H66L65 245V243H59V244H63L65 247H63V245H62V247H61V245H60V249L58 250L57 248H56V246H55V242H59V241H53ZM213 240V241H212ZM223 240V241H222ZM225 240V241H224ZM25 241V240H24ZM39 241V242H40ZM217 241V242H216ZM259 241V242H258ZM120 242V241H119ZM44 241L42 242V243H40V244H42L43 246H46V247H43V248H47L46 249V251H51V248L52 247H50L51 246V244L49 243V244H47L46 243V245H44ZM262 243V244H261ZM117 244H118V242H117ZM120 244H122V242H120ZM120 244H119V247H120ZM48 245H50V246H48ZM56 245H58V243L56 244ZM116 245V244H115ZM2 246V245H1ZM1 246H0V249H1ZM116 246H118V245H116ZM212 246V247H213ZM5 247L6 246H4V247H2V248H4L3 250H6V252L9 250V246L5 249ZM48 247H50L49 249H48ZM204 247H205V249H204ZM115 247H113L112 246V248H110V250H112V249H114ZM121 248L123 249V247L121 246ZM183 249H184V247H182ZM182 248H180V249H182ZM186 248V247H185ZM38 249V248H37ZM65 249V250H64ZM204 249V250H203ZM2 250V249H1ZM0 250V251H1ZM2 250V252H4ZM116 250V249H115ZM117 250H120V248L119 249H117ZM138 250H141V249H138ZM188 250V249H187ZM206 250V251H205ZM12 251V250H11ZM10 250H9V252H11ZM76 252V253H72V252ZM120 251H122V250H120ZM167 251H170V250H168L167 249ZM180 251V250H179ZM178 250H177V252H179ZM183 251H185V250H183ZM183 251H181V253H184V254H181L182 255V257H180L182 260L184 259L185 260V252H183ZM197 251V252H198ZM206 253H205V252ZM220 251V252H219ZM1 252V253H2ZM71 252V253H70ZM175 252V251H174ZM173 252V253H174ZM214 252V254H212ZM225 252V253H224ZM227 252V253H226ZM237 252V253H236ZM5 253V252H4ZM8 253V252H7ZM120 252H118V254H119ZM168 253V252H167ZM166 253V255L167 256H169L168 254ZM176 253V252H175ZM174 253V254H175ZM187 253H189V251L187 252ZM11 254V253H10ZM109 254H110V252H109ZM109 254H107L108 256H109ZM112 254V253H111ZM189 254H192V253H189ZM189 254H188V258H186V259H189V257H191V256H189ZM226 254V255H225ZM3 255H7V256H9V253L8 254H3ZM107 255H105V258H107ZM122 255V254H121ZM120 255V256H121ZM166 255H164L165 257L163 258H161L162 260H164L163 262H167L166 261ZM170 255H171V252H170ZM173 255V254H172ZM176 255H177V253H176ZM208 255V254H207ZM218 255V256H217ZM7 256H5V257H7ZM30 256V255H29ZM112 256H113V254H112ZM119 256V255H118ZM119 256V257H120ZM122 256H124V255H122ZM184 256V257H183ZM206 256V255H205ZM217 256V257H216ZM234 256V257H233ZM65 257V256H64ZM74 257H76V258H74ZM171 256H169V258H170ZM176 258L175 259H179V258H177V257H179V255H177V256H175ZM220 257H221V259H220ZM237 258V261H239V262H236V258ZM3 258V257H2ZM35 258V257H34ZM118 258V257H117ZM172 259H174V255H173V257H171ZM170 258V259H171ZM206 258V257H205ZM208 258V257H207ZM207 258L205 259L206 260V263H208V264H211V263H209V262H207L208 260H211V259H208L207 260ZM244 258V259H243ZM29 259V257L28 258H25V260L27 261ZM31 259H33V258H31ZM122 259H124V258H122ZM158 256L157 257H154V258H152V259H150L149 261H151L152 260V262L150 263V262H148L149 264H157V262H158V264H162V262L161 263H159V261L161 260ZM172 259H171V261H172ZM203 259V258H202ZM230 259V260H229ZM36 260V258L31 262L30 260H28L27 262L28 263H24V262H20V263H18V264H32L34 261ZM70 260V261H69ZM120 260V259H119ZM126 261L128 260V259H125ZM136 260V259H135ZM181 260V261H182ZM184 260L182 261V263L180 262V260L178 261L180 264H184L183 262H184ZM219 260V261H218ZM229 260V261H228ZM243 260H245V261H243ZM248 260L250 261V262H248ZM255 260V261H254ZM117 261V260H116ZM120 261H124V260H120ZM125 261V262H126ZM154 261V262H153ZM169 261V260H168ZM170 261V262H171ZM201 261V260H200ZM217 261V262H216ZM234 261H235V263H234ZM242 261V262H241ZM260 261V262H259ZM74 262V263H73ZM125 262L123 263V264H125ZM130 262V261H129ZM170 262H167L168 264L170 263ZM173 262H175V260H173ZM226 262V261H225ZM224 262V263H225ZM10 263V262H9ZM38 263V262H37ZM36 263V264H37ZM118 263V262H117ZM127 263V262H126ZM177 262H175V264H176ZM186 263V262H185ZM201 264H204V262L202 261V262H200ZM17 264V263H16ZM76 264H78V263H76ZM122 264V263H121ZM171 264H173L172 262H171ZM223 264V263H222Z\"/></svg>",
	"mask_w": 264,
	"mask_h": 264
}]
</instances>
